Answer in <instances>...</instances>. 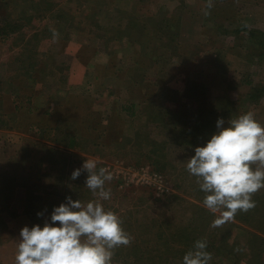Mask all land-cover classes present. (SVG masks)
<instances>
[{"label": "rangeland", "instance_id": "374dc122", "mask_svg": "<svg viewBox=\"0 0 264 264\" xmlns=\"http://www.w3.org/2000/svg\"><path fill=\"white\" fill-rule=\"evenodd\" d=\"M205 8L206 0H0V128L27 135L0 138V264H15L20 229L42 225L65 197L98 199L85 187L88 160L112 175L150 168L165 181L161 195L120 174L106 182L111 197L100 202L130 238L112 264H182L196 240L207 242L209 264H264L263 213L255 227H213L220 213L205 208L186 169L218 118L227 126L252 112L264 125V0H213L207 16ZM177 18L171 38L153 29ZM240 25L256 38L233 34ZM22 153L35 189L19 197ZM256 195L264 205V188Z\"/></svg>", "mask_w": 264, "mask_h": 264}, {"label": "clouds", "instance_id": "9594fccd", "mask_svg": "<svg viewBox=\"0 0 264 264\" xmlns=\"http://www.w3.org/2000/svg\"><path fill=\"white\" fill-rule=\"evenodd\" d=\"M212 6L213 0H206L204 15ZM215 128L202 146L194 147L186 169L205 193V208L220 213L212 224L220 227L233 220L238 211L255 207L252 195L264 188V125L247 112L230 119L227 126L223 118H218ZM82 169L87 172L85 187L98 199L82 203L65 197V202L53 206L42 225L23 226L15 264H112L114 249L130 243L120 217L105 210L100 202L111 197L105 184L113 179L112 173L97 169L94 160L84 161ZM80 175L81 169H74L71 179ZM42 215L37 213L38 217ZM206 249V241H194L182 264H209L211 254Z\"/></svg>", "mask_w": 264, "mask_h": 264}, {"label": "trees", "instance_id": "16d2710c", "mask_svg": "<svg viewBox=\"0 0 264 264\" xmlns=\"http://www.w3.org/2000/svg\"><path fill=\"white\" fill-rule=\"evenodd\" d=\"M165 19V18H164ZM172 20V19H171ZM168 20V19H166L165 21H168L169 23L165 26V28H162V25H159V24H155V23H153V22H156L154 19L153 20H151L152 21V23H153V29H155V31H158V32H161V33H163L166 37H169V38H171V31L172 30H174V26L178 29L179 28V25H180V23H179V18H177L176 20ZM150 21V22H151ZM139 24H138V23ZM137 22H135L134 24H133V26L135 25V24H137V26H138V29H140V30H143V29H145V27H146V25H144L143 23H142V21H139V20H137ZM144 22V21H143ZM3 27H5V26H3ZM4 29V28H3ZM1 33V32H0ZM239 33H244V34H246L249 38H251V39H254V38H256V35H255V31H253V30H250V29H248V27L246 26V25H240L236 30H234L233 31V34H235V35H237V34H239ZM116 39H119V38H122V35H116ZM258 46H260V47H263V44H262V41H258ZM258 92V94H257V96L255 95V97L256 98H258L259 97V95H260V92H262V89L261 90H258L257 91ZM251 97V96H250ZM255 100V99H254ZM128 113H130L131 114V112H128ZM150 120H151V118H150ZM215 126V125H214ZM71 144H72V139H68V147H71ZM154 146V148L156 147L155 145H153ZM253 167L255 168L256 166L255 165H253ZM252 199L255 201V203L258 205V206H260L259 205V203H261V205L263 204V202L261 201V198H259V196H252ZM263 207H261V208H258V210L259 211H256V210H254V207L253 208H251V209H249L247 212H241V211H238L237 212V214L235 215V218L234 219H236L237 221H239V222H241V223H243V224H246V225H249V226H251V227H255L254 225L255 224H253V222L252 221H256V217H255V213H257V212H260V213H263V215H262V217L264 218V205H262ZM255 221H254V223H255ZM262 225H264V224H262ZM259 228H262V226H260V227H258L257 229H258V231H260V232H264V230H260ZM251 236H252V234H251ZM250 247H252V250L253 249H256V247H254V244L253 243H249V248ZM237 260V259H236ZM238 261V260H237ZM236 263V262H235Z\"/></svg>", "mask_w": 264, "mask_h": 264}, {"label": "crops", "instance_id": "0c3cea01", "mask_svg": "<svg viewBox=\"0 0 264 264\" xmlns=\"http://www.w3.org/2000/svg\"><path fill=\"white\" fill-rule=\"evenodd\" d=\"M9 95V99H11V95L10 94H8ZM7 97V95H4L1 99H0V102H1V104L4 102V100H6L5 98ZM12 100V99H11ZM3 101V102H2ZM0 104V105H1ZM2 106V105H1ZM11 105H9V108L8 109H11ZM2 108H3V106H2ZM2 108H0V109H2ZM2 112V114H4L3 113V110L1 111ZM7 113H12V112H7ZM0 126H1V123H0ZM30 126H35V127H38V124H32V125H30ZM38 128H41V127H38ZM14 130L15 129H12L11 127H6V129H4V130H2L1 128H0V138H1V135L4 137V138H6L7 136L8 137H14L13 135H19V137H18V141H19V139H21L22 137H25V136H27V135H23V133H24V131H22V132H20V133H16V132H14ZM18 130V129H17ZM16 131V130H15ZM18 131H21V130H18ZM24 134H26V133H24ZM26 140H28V139H26ZM13 143H14V141H13ZM65 149H67L66 147H64ZM25 149H27V148H25ZM1 156V155H0ZM20 159L21 160H19V161H21L20 163H19V165H20V169H19V172H18V174H15V175H19V177H16L15 176V179H16V196H19V197H21L23 194H24V192H27L28 190H30V189H35V184H34V181H31V174L33 175V172H32V170H33V168H32V162L29 160V158H27L26 157V155H25V153H22V154H20ZM45 158H46V156H45ZM45 158H43L42 157V160H45ZM42 160H41V158H40V160H38V162H37V164H38V166L40 167V169L43 167V163H42ZM8 163V162H7ZM3 175H8V174H5V173H3ZM46 176L45 175H42L41 176V178H40V187H42V186H45V185H43V181H41V180H43L44 178H45ZM45 181V180H44ZM36 187H39V186H36ZM39 187V188H40ZM21 195V196H20Z\"/></svg>", "mask_w": 264, "mask_h": 264}, {"label": "built area", "instance_id": "2783aa9c", "mask_svg": "<svg viewBox=\"0 0 264 264\" xmlns=\"http://www.w3.org/2000/svg\"><path fill=\"white\" fill-rule=\"evenodd\" d=\"M118 174L122 175V179L127 185L130 183L144 185L153 189L157 195L164 194L166 191L164 178L150 168H141L135 171L129 170V172L116 171L113 175L118 177Z\"/></svg>", "mask_w": 264, "mask_h": 264}]
</instances>
